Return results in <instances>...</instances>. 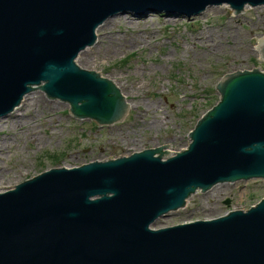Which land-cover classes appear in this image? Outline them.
Instances as JSON below:
<instances>
[{
    "label": "water",
    "instance_id": "water-1",
    "mask_svg": "<svg viewBox=\"0 0 264 264\" xmlns=\"http://www.w3.org/2000/svg\"><path fill=\"white\" fill-rule=\"evenodd\" d=\"M220 5L232 16L264 0H0V117L39 88L96 125L124 119L130 102L115 81L75 60L97 27L125 12L191 18ZM250 40L264 60V35ZM261 71L225 75L173 155L168 145L53 167L0 192V264H264V196L246 210L152 227L196 190L264 181Z\"/></svg>",
    "mask_w": 264,
    "mask_h": 264
},
{
    "label": "rangeland",
    "instance_id": "rangeland-1",
    "mask_svg": "<svg viewBox=\"0 0 264 264\" xmlns=\"http://www.w3.org/2000/svg\"><path fill=\"white\" fill-rule=\"evenodd\" d=\"M224 7L209 6L191 18L145 11L105 19L96 29V40L116 17L112 25L120 31L117 37L137 39L110 54L95 40L76 62L115 81L130 102L128 115L96 125L73 116L68 103L33 89L15 111L0 117V192L53 167L79 166L146 148L171 145L168 155L186 148L196 121L219 100L222 78L257 66L264 70V60L258 59L250 40L264 35V6L245 7L232 16ZM263 195L262 179L220 183L190 195L185 206L158 217L152 227L215 218L230 209H246Z\"/></svg>",
    "mask_w": 264,
    "mask_h": 264
},
{
    "label": "bare ground",
    "instance_id": "bare-ground-1",
    "mask_svg": "<svg viewBox=\"0 0 264 264\" xmlns=\"http://www.w3.org/2000/svg\"><path fill=\"white\" fill-rule=\"evenodd\" d=\"M118 20H119L118 17L109 20V22L103 27L105 29L102 30L100 37H97L96 41L98 42V48L104 49V53L106 54L107 53L110 54L114 49H116V47L118 48L124 46L125 44L132 43L137 39V37H128V39H121L120 37H117L120 31L116 32L112 24L118 22ZM90 53L91 51L87 52L85 56H88ZM116 86L118 85L116 84ZM16 117L19 118V116H13L11 118L13 119ZM1 150H2V146L0 145V155H1ZM3 173H4L3 169L0 168V182L3 178Z\"/></svg>",
    "mask_w": 264,
    "mask_h": 264
}]
</instances>
